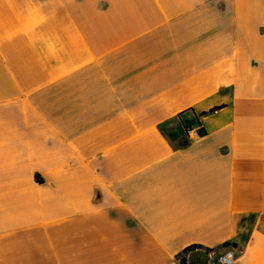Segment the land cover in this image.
Returning a JSON list of instances; mask_svg holds the SVG:
<instances>
[{"label": "crops", "instance_id": "1", "mask_svg": "<svg viewBox=\"0 0 264 264\" xmlns=\"http://www.w3.org/2000/svg\"><path fill=\"white\" fill-rule=\"evenodd\" d=\"M227 248L264 264V0H0V264Z\"/></svg>", "mask_w": 264, "mask_h": 264}, {"label": "built area", "instance_id": "2", "mask_svg": "<svg viewBox=\"0 0 264 264\" xmlns=\"http://www.w3.org/2000/svg\"><path fill=\"white\" fill-rule=\"evenodd\" d=\"M188 137L195 135V130L192 127L186 128ZM235 254L230 248L225 249L223 252L212 257L207 264H234Z\"/></svg>", "mask_w": 264, "mask_h": 264}, {"label": "water", "instance_id": "3", "mask_svg": "<svg viewBox=\"0 0 264 264\" xmlns=\"http://www.w3.org/2000/svg\"><path fill=\"white\" fill-rule=\"evenodd\" d=\"M197 253V251H190L188 254L184 255L181 259H179V264H192L191 259L193 258V256H195V254ZM211 258L210 253L205 252V257L203 261H200L198 264H207V262L209 261V259Z\"/></svg>", "mask_w": 264, "mask_h": 264}]
</instances>
